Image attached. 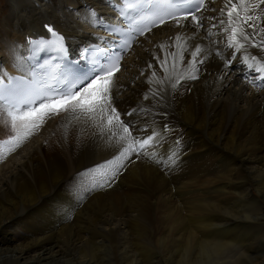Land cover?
Returning a JSON list of instances; mask_svg holds the SVG:
<instances>
[{"label": "bare ground", "instance_id": "1", "mask_svg": "<svg viewBox=\"0 0 264 264\" xmlns=\"http://www.w3.org/2000/svg\"><path fill=\"white\" fill-rule=\"evenodd\" d=\"M232 2L260 17L256 23L264 27V5L254 8L259 0ZM105 3L8 0L9 12L0 19V64L14 70L27 53L14 39L49 18L75 46L92 39L93 26L83 16L90 7L104 12ZM210 3L200 15L202 28L181 20L183 27L164 25L134 45L109 84L118 118L110 108L102 110V88L57 117L31 123H15L0 108V134L10 132L0 147V264H255L264 257L255 248L257 237H264V90L243 78L250 74L244 52L264 59V51L243 41L241 30L237 42L230 41L226 23L213 28L226 21L220 9L227 0ZM197 46L196 61L203 63L193 62ZM132 109V116L124 115ZM166 123L171 131H162ZM128 125L130 134L123 130ZM153 130L159 134L155 145L137 155L134 138ZM129 139L122 180L115 174L94 178L118 163L116 152ZM111 152L116 155L109 158ZM174 159L188 166L176 163L174 169ZM179 168L185 187L211 184L209 199L196 190L201 201L185 204L192 225L170 186L178 183ZM74 184L79 193L71 192ZM196 209L204 213L197 217Z\"/></svg>", "mask_w": 264, "mask_h": 264}, {"label": "snow or ice", "instance_id": "2", "mask_svg": "<svg viewBox=\"0 0 264 264\" xmlns=\"http://www.w3.org/2000/svg\"><path fill=\"white\" fill-rule=\"evenodd\" d=\"M117 2H119V0H117ZM191 3L193 4V7L184 11L183 20L186 21L189 25L195 24L197 26V29L202 28L203 27V23H202L203 17L199 16L198 14L205 7L204 0H191ZM229 5H230V8H229ZM261 5H264V0H259V4L254 5V8L261 9ZM226 8H229L227 12V15L229 18L228 22H231L233 13L236 12L237 10V4L233 3L232 0H227L225 7L220 9L221 17L224 16ZM261 10L264 11V9H261ZM177 11H179V8H177ZM244 11L246 14L245 17L240 18L239 16H237L239 23H241L243 26L240 31V37L243 41L250 42L251 46L259 47L261 51H264V39L257 40V37L259 36L260 32H264V27H259L256 23V20H258L260 17L257 16L254 18L253 14H251V11L247 7L244 8ZM92 15H97L95 10H93ZM169 19L174 20L177 26L183 27V25L181 24L180 18L176 16H172L170 14ZM209 19L215 20L217 18L209 17ZM160 23L163 24L165 23V21L161 19ZM225 23L226 21L224 19H220L218 24H213L212 27L220 30L221 28H223ZM152 26H156V25L153 24ZM44 27L47 29L48 33L51 34V37L53 39L60 40V41H63L65 39L62 35H58V33L53 29L52 26L45 25ZM147 30L151 31V27H149ZM225 31H227V29H225ZM231 32L233 33V35L229 37V40L235 41L236 40V29L235 28L231 29ZM139 34L144 35L145 33L144 31H141ZM229 46L235 49L234 44H230ZM240 49H245V45L240 44L239 49H235V50H240ZM57 51L63 53L66 51V48L58 49ZM200 53H201V48L197 46L195 50L191 53L193 57V62H198V63L204 62L203 59L196 61V57ZM114 59L116 60L114 70L118 71L120 57H117ZM230 60H231V57H229V59L226 60L225 62L226 67L229 66ZM109 63H112V60H109ZM149 67H151V64H149ZM0 68H2V66H0ZM112 74H113L112 71H110L107 67L102 65L100 66L99 71L94 72L91 76L85 75L84 77H78L77 80L75 81H68L65 88L55 90L54 93L51 95H47V94L38 95L31 101H27V100L24 101L23 107L21 109H18V111L24 112L25 115H31L35 112L42 111L46 108H51L53 110L47 113L48 117L50 118L53 115H59L61 111H66L67 105L69 104H73V103L79 104L82 92L87 93L90 89L100 86L102 88L100 95L102 99L104 100V105L102 106V110H103V107H108L111 109V112L115 114L118 118L119 113L116 111L115 105L112 103V101L114 100V97L112 95L113 89L107 84L101 85V81L102 80L107 81L108 77L111 76ZM153 75H155V72H153ZM252 83H254V81ZM173 87H175V85H173ZM148 98L149 97L145 95V99H148ZM0 99H3V97H0ZM136 111H137L136 109H132L124 113V115L132 116ZM13 119H15V117H13ZM113 127H115V125ZM129 128H130V125L124 126L123 127L124 132L130 134ZM162 131H171V129H168L167 126L165 125ZM158 136L159 134L155 133V131L153 130L151 134H149L142 140L134 138V143L138 144L139 147L138 149H133V150L136 151L137 155H140L141 152L146 147H152L155 145L156 139H158ZM176 143L177 144L179 143L178 139ZM127 152H129V149H125L124 152H121L120 156H123ZM119 158L120 157H114V159H119ZM101 186L103 187L104 185H101Z\"/></svg>", "mask_w": 264, "mask_h": 264}, {"label": "rangeland", "instance_id": "3", "mask_svg": "<svg viewBox=\"0 0 264 264\" xmlns=\"http://www.w3.org/2000/svg\"><path fill=\"white\" fill-rule=\"evenodd\" d=\"M7 1L8 0H0V19H2L5 15H7L8 14V12H9V10H8V8L7 7H5L6 5H7ZM130 141H131V139H129V142H128V144L126 143V144H123V145H121L120 146V148H119V150L116 152V153H121V152H124V150L123 149H126L127 148V146H129V144H130ZM115 153V152H114ZM113 152H111V154H110V156H109V158L110 157H114L115 155H116V153L114 154ZM113 154V155H112ZM120 156V155H119ZM119 156H117V157H119ZM182 157H188V155H185V156H182ZM178 159V158H177ZM177 159H174L173 161L174 162H171V163H173V165L175 166L176 165V163H177V166L178 167H182L183 168V166L184 167H187L188 165H186V164H188V162H186V161H183V164L182 163H180V162H182L181 160H178L177 161ZM113 161V160H112ZM177 161V162H176ZM114 162V161H113ZM101 163V162H100ZM181 165H180V164ZM125 164H126V166H125ZM166 166V165H165ZM165 166H163V169H165L166 167H167V169H165V170H168L169 168H170V166H171V164H169V166L167 165L166 167ZM174 166H172V168H176V169H178V167H174ZM116 167H117V169H116ZM207 168L206 169H210V167L209 166H206ZM179 168V169H180ZM171 169V168H170ZM127 170H128V163H126V159L123 157V156H120V158L118 159V163H116V165H114V166H112V168H110V169H100V170H97L95 173H93L92 175H93V177L94 178H97V180H105V179H107L108 177H111L113 174H115L116 175V178H118L119 176H124L126 173L125 172H127ZM181 171V169L178 171V175H176L177 177V179L175 180V182L177 183V181H178V183L177 184H173V183H171V189H172V193L174 194V200H176V203L177 204H179V208L181 209V210H183V211H181L180 210V212H182V214L183 215H185L183 218H184V220L186 221V223H188V224H190V225H192V223H193V220L192 221H190L189 222V220H188V218H189V215H186V213H187V207H185V204H187V206L189 205V204H191V201H192V203L195 201V202H197V201H201V199H200V197L197 199V197L198 196H200V195H198L196 192L197 191H199V193L202 191V193L201 194H203L204 195V198H206V199H209L207 196L209 195V186L208 185H211V184H209V183H205V182H207V181H205V182H203L202 184H200L198 187H201V186H203L202 188L205 190H203V189H201V188H199V190H198V188L195 186V187H185L186 185L184 184V182H183V180L181 179V174L179 173ZM122 176H121V178H122ZM172 176H173V174H172ZM179 177V178H178ZM120 178V177H119ZM119 179L118 181L120 182V180H122V179ZM207 178V177H206ZM173 179H174V177H173ZM210 178H207V180H209ZM210 181V180H209ZM208 181V182H209ZM181 184V185H180ZM184 184V185H183ZM205 184V185H204ZM207 185V187H205ZM111 186V184H109V185H107V188L108 187H110ZM183 186V187H182ZM179 187H180V189H183V190H180L179 189ZM182 187V188H181ZM185 188V189H184ZM187 188V189H186ZM190 188V189H189ZM195 188H197V189H195ZM208 188V189H207ZM181 191H179V190ZM207 189V190H206ZM75 190V191H74ZM80 187L78 186V185H72V189H71V192L72 193H76V192H80ZM197 190V191H196ZM177 191V192H176ZM179 191V192H178ZM207 194H206V193ZM180 193H182L183 194V200L181 201V199H182V194H180ZM185 195V196H184ZM207 195V196H206ZM175 196H176V198H175ZM191 197V198H190ZM179 199V200H178ZM187 201V202H183V201ZM189 200V201H188ZM194 200V201H193ZM197 200V201H196ZM179 202V203H178ZM182 203V204H181ZM183 205V206H182ZM180 206H182V207H180ZM27 208V207H26ZM83 208V207H82ZM263 208V212H264V206L262 207ZM185 209V210H184ZM197 210V209H196ZM195 210V212H194V214L198 217L199 215H200V213H204V212H201V211H199V210H197L196 211ZM78 210H76V212H77ZM197 212H198V214H197ZM200 212V213H199ZM257 213V212H256ZM256 213L255 214H253V219L254 220H256ZM73 216H72V220L74 221V215H75V213H73L72 214ZM204 219H206V217L204 218ZM260 222H262L263 223V230H264V215L263 216H261L260 217ZM218 228H220V227H218ZM258 229H261L260 227H258ZM264 233V232H263ZM255 248H256V250H258L257 252H259V253H262V254H264V237L263 236H261V235H259L258 237H257V239H256V242H255ZM255 264H264V257L262 256V257H260V259H256L255 260V262H254ZM225 264H231L230 262H228V261H226L225 262ZM241 264H246L243 260H242V262H241Z\"/></svg>", "mask_w": 264, "mask_h": 264}]
</instances>
